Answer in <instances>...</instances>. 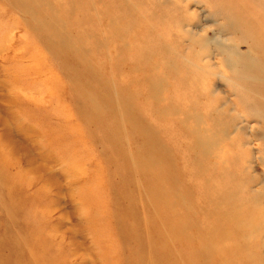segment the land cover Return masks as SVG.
<instances>
[{"label": "rangeland", "instance_id": "rangeland-1", "mask_svg": "<svg viewBox=\"0 0 264 264\" xmlns=\"http://www.w3.org/2000/svg\"><path fill=\"white\" fill-rule=\"evenodd\" d=\"M0 264H264V0H0Z\"/></svg>", "mask_w": 264, "mask_h": 264}]
</instances>
